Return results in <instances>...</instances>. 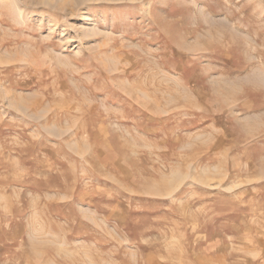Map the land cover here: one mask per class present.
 Masks as SVG:
<instances>
[{
  "label": "rangeland",
  "instance_id": "obj_1",
  "mask_svg": "<svg viewBox=\"0 0 264 264\" xmlns=\"http://www.w3.org/2000/svg\"><path fill=\"white\" fill-rule=\"evenodd\" d=\"M0 264H264V0H0Z\"/></svg>",
  "mask_w": 264,
  "mask_h": 264
},
{
  "label": "bare ground",
  "instance_id": "obj_2",
  "mask_svg": "<svg viewBox=\"0 0 264 264\" xmlns=\"http://www.w3.org/2000/svg\"><path fill=\"white\" fill-rule=\"evenodd\" d=\"M236 30H237V29H236ZM217 34H218V33H217ZM223 34H224V33H223ZM221 36H222V35H221ZM222 38H223V37H222ZM200 44H201V43H200ZM200 44H199V45H200ZM201 46H202V45H201ZM196 48H197V47H196Z\"/></svg>",
  "mask_w": 264,
  "mask_h": 264
}]
</instances>
